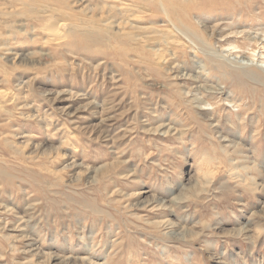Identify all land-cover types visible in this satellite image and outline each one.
Here are the masks:
<instances>
[{
	"label": "rangeland",
	"instance_id": "rangeland-1",
	"mask_svg": "<svg viewBox=\"0 0 264 264\" xmlns=\"http://www.w3.org/2000/svg\"><path fill=\"white\" fill-rule=\"evenodd\" d=\"M0 264H264V0H0Z\"/></svg>",
	"mask_w": 264,
	"mask_h": 264
}]
</instances>
